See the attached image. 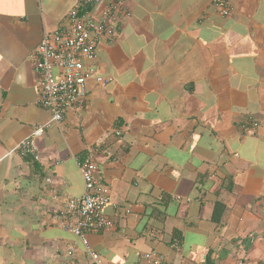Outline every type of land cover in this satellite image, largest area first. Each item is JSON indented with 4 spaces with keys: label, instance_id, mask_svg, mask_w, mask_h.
I'll return each mask as SVG.
<instances>
[{
    "label": "crops",
    "instance_id": "obj_1",
    "mask_svg": "<svg viewBox=\"0 0 264 264\" xmlns=\"http://www.w3.org/2000/svg\"><path fill=\"white\" fill-rule=\"evenodd\" d=\"M227 1L120 0L84 103L54 124L32 56L76 0H0V264H264V0ZM29 137L38 161L13 151ZM88 154L113 226L86 250L55 217Z\"/></svg>",
    "mask_w": 264,
    "mask_h": 264
},
{
    "label": "built area",
    "instance_id": "obj_2",
    "mask_svg": "<svg viewBox=\"0 0 264 264\" xmlns=\"http://www.w3.org/2000/svg\"><path fill=\"white\" fill-rule=\"evenodd\" d=\"M100 2L76 0L67 13L66 24L44 34L32 56V70L39 92L37 104L50 114L51 123L59 124L65 111L82 106L85 82L92 74L86 65L96 59L98 45L105 39L112 41L116 35L120 0L105 6L96 16L92 9ZM212 5L221 17L229 15L227 0H212ZM95 81L102 88L111 83L109 78L97 77ZM255 126L252 124V127ZM47 127L48 124L36 127L32 136L41 135ZM13 151L21 157L38 161L30 137ZM76 165L83 182V193L78 198L66 199L55 221L63 232L78 238L87 250V233L113 226L102 213L110 201L109 190L96 177L97 167L91 154L77 158ZM87 252L92 264H100L95 253ZM134 264H165V258L155 252H148Z\"/></svg>",
    "mask_w": 264,
    "mask_h": 264
}]
</instances>
